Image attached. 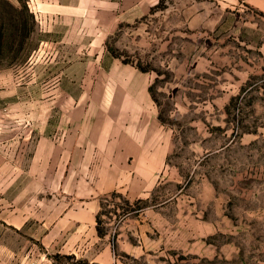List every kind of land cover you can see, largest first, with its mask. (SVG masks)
Masks as SVG:
<instances>
[{
	"label": "rangeland",
	"instance_id": "obj_1",
	"mask_svg": "<svg viewBox=\"0 0 264 264\" xmlns=\"http://www.w3.org/2000/svg\"><path fill=\"white\" fill-rule=\"evenodd\" d=\"M146 1L120 6L102 40L82 15L0 0V188L43 187V128L58 139L68 92L89 87L71 64L100 43L147 74L157 123L122 165L83 180L96 210L52 223L29 245L36 260L264 264V0Z\"/></svg>",
	"mask_w": 264,
	"mask_h": 264
},
{
	"label": "crops",
	"instance_id": "obj_2",
	"mask_svg": "<svg viewBox=\"0 0 264 264\" xmlns=\"http://www.w3.org/2000/svg\"><path fill=\"white\" fill-rule=\"evenodd\" d=\"M34 1L47 6L45 12H58L69 19L75 14L82 15L84 20H94V26L100 31L90 32V36L102 40L110 33L106 30L113 27L120 6L123 10L124 6L136 9L147 2ZM54 6L56 9H52ZM83 52L91 57L85 56L86 61L71 64L78 71L74 74L73 70L71 75L80 79L81 85L89 87L79 95L68 92L66 97L73 104L65 108L64 120L58 125V139L48 135L53 132L50 123L45 124L48 128H43L42 141L47 140L49 150L44 159L39 157L34 161L42 165L36 176L43 187L11 191L0 188V264H45L44 257L41 262L36 260L29 245H34L35 239H41L40 243L45 244V230H50L52 223L66 220L67 212L79 213L84 207H89L86 209L89 212L96 210L95 202L84 200V197H95L98 193L84 192L83 180H93L98 172L97 166L122 165L131 153L127 150L132 147V142L138 147L148 123H157V110L145 72L114 59L107 47L100 43L85 45ZM61 73H65V68ZM67 170L81 182L75 189H67L61 184ZM47 182L49 186L54 182V186L47 187Z\"/></svg>",
	"mask_w": 264,
	"mask_h": 264
},
{
	"label": "trees",
	"instance_id": "obj_3",
	"mask_svg": "<svg viewBox=\"0 0 264 264\" xmlns=\"http://www.w3.org/2000/svg\"><path fill=\"white\" fill-rule=\"evenodd\" d=\"M0 44H1V41H0Z\"/></svg>",
	"mask_w": 264,
	"mask_h": 264
}]
</instances>
